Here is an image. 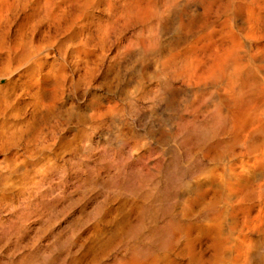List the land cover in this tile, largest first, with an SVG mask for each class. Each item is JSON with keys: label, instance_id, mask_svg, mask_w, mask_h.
<instances>
[{"label": "bare ground", "instance_id": "1", "mask_svg": "<svg viewBox=\"0 0 264 264\" xmlns=\"http://www.w3.org/2000/svg\"><path fill=\"white\" fill-rule=\"evenodd\" d=\"M50 162L95 221L0 264H264V0H0V206Z\"/></svg>", "mask_w": 264, "mask_h": 264}, {"label": "rangeland", "instance_id": "2", "mask_svg": "<svg viewBox=\"0 0 264 264\" xmlns=\"http://www.w3.org/2000/svg\"><path fill=\"white\" fill-rule=\"evenodd\" d=\"M81 144V142L79 141V145ZM53 164V166H51L52 164ZM63 163V164H62ZM62 163H53V162H50V163H48L49 164V166H48V164L43 168V169H41V172H43V174L42 173H40V171H39V173L40 174H42L43 175V177H42V175H40L39 176V174H36V172H38L37 170H39V169H36V168H38V167H32V171H33V169L35 170L34 172H32L31 173V170L29 169V175H26V177H22V178H20V180L22 181H20V184L22 185V186H20L19 187V189H18V191L17 190H13V188L12 187H9V193H10V196H12L13 197V201H11V206H13L14 204V208H12L11 206L10 207H8L10 210H11V208L13 209V210H11V212H8V211H10L8 208H6V207H2V206H0V210L2 211H0V223H7V225H5V226H8V224L10 225V226H13L14 227V229H15V227L19 230V232L20 233H18L19 234V238H21V241H22V243L24 242V241H27V242H31V243H28V244H26L27 242H24L23 243V247H24V245L26 246V247H24V249H23V251L21 250V253H24L25 251L24 250H26V252L27 253H25L26 255H28V253L31 251V250H34V249H38V248H45V249H47V250H49V247H50V250H51V248L53 247V242L55 241V237H56V234L58 233V231H62L63 232V234H62V232L60 233V237H62V238H64V237H69L70 238V242H71V244L73 243V245H71L72 247H74L75 245V243L74 242H76V241H78L79 239H80V236H82V234L81 233H83L84 231H85V229L89 226L90 227V225H92L93 224V222L95 221L94 220V218H93V216H91V214L92 213H90L89 214V212H93L94 211V208H95V203H96V201H99V200H102V194L100 195L98 192H97V195H95L96 194V191H95V193H93V191L92 190H90V189H88V190H84L83 188L81 189V187H79V181H81V179L80 178H84V176L82 177L81 176V174H80V172L78 171L79 169L81 170V168L78 166L79 164H74V163H67V162H62ZM41 164H43V163H41ZM51 164V165H50ZM55 164V165H54ZM65 164H67V165H65ZM68 164H69V167H68ZM81 164V163H80ZM62 165V166H61ZM64 165V166H63ZM74 165V166H73ZM48 166V167H47ZM61 166V167H60ZM73 166V167H72ZM49 167H50V171H49ZM55 167H57V168H55ZM65 167V168H64ZM68 167V168H67ZM78 167V169H76ZM57 171L58 169V173L59 174H61L62 173V176L61 175H59L56 171L54 172V169ZM61 168H64V170L63 169H61ZM70 168V169H69ZM52 169V170H51ZM62 170H63V172H64V174H63V172H62ZM48 171V172H47ZM68 171L70 172L71 171V176L68 174ZM76 171V172H75ZM73 172V173H72ZM34 173V174H33ZM46 173H49V174H46V177H44V175ZM55 173V175L53 176V174ZM56 174H57V176L58 177H56ZM65 174H66V176H65ZM76 174V175H75ZM80 174V175H79ZM79 175V176H78ZM32 178H31V177ZM41 178H39V177ZM52 176V177H51ZM64 176V177H63ZM62 177H63V179H62ZM80 177V178H79ZM32 179V181H34V183L31 181V180H29V179ZM36 178V180H33V179H35ZM37 178H39V179H37ZM43 178V179H42ZM48 178V179H47ZM56 178V179H55ZM61 178V179H60ZM22 179H24V180H22ZM26 179H28V180H26ZM52 179V180H51ZM54 179V180H53ZM68 181H67V180ZM75 179H76V181H75ZM78 179V180H77ZM40 180V181H39ZM43 180V181H42ZM61 180V182L59 183V181ZM66 180V182H64ZM29 181V183H30V181L33 183V188H30V189H28V185H29V183H27ZM36 181L40 184V182H41V186L40 185H37L38 183H36ZM47 181V182H46ZM63 181V182H62ZM79 183H78V182ZM27 184H26V183ZM44 182V183H43ZM25 183V184H24ZM31 184V183H30ZM63 184V185H62ZM65 184H70V185H66L65 186ZM72 184V185H71ZM24 185H26V186H24ZM45 185V186H44ZM50 185H51V187L52 188H50ZM24 186V187H23ZM34 186H37V187H34ZM40 186V187H39ZM44 186V188H42ZM48 186V187H47ZM62 186H63V188H62ZM65 186V187H64ZM78 186V187H77ZM26 187H27V189H26ZM29 187H31V185H29ZM56 188L55 190H53V188ZM57 187L60 189V191L62 192V194L64 195V196H67V198L65 197L64 199H62L64 196L61 194V192H58V193H54V192H56V191H59V189H57ZM61 187V188H60ZM77 187V188H76ZM12 188V190H10ZM22 188V189H21ZM25 188V190H27V192L26 191H24V192H21V191H23V189ZM34 188H35V190H34ZM38 188V189H37ZM40 188V189H39ZM41 188H42V190H41ZM47 188H50L49 190H50V192H48L49 190L47 189ZM68 188H69V190H68ZM15 189V188H14ZM34 191H33V190ZM36 189L38 190V191H36ZM51 189H52V191H51ZM65 189V190H64ZM72 189H73V191H72ZM75 189V190H74ZM77 189H78V191H77ZM28 190H30V191H28ZM43 190H44V192H43ZM63 190V191H62ZM12 191V192H11ZM32 191V192H31ZM35 191H36V193H35ZM71 191V192H70ZM74 191H76L75 193H73ZM80 191V192H79ZM21 194H20V193ZM37 192H40L41 194H39V196L37 195ZM69 192V193H68ZM86 192L88 193V195L86 194ZM91 192V193H90ZM13 193H15V194H13ZM23 193V194H22ZM26 193V194H25ZM30 193V194H29ZM32 193H34V195L36 194V196L34 197V195L32 194ZM44 193V194H43ZM60 193V194H59ZM70 193H73V194H70ZM80 193V194H79ZM82 193V194H81ZM17 194H19V195H17ZM27 194H28V196H27ZM31 194L33 195V197L31 196ZM50 194H51V198H50ZM56 195V196H58V199H57V197L56 196H54V195ZM67 194H69V195H71V197L70 196H68ZM75 194V195H74ZM76 194H78V195H76ZM84 194V195H83ZM99 194V195H98ZM23 197V195L25 196V197H21V196ZM31 196V198H30V196ZM42 195V196H41ZM44 195V196H43ZM94 197H92V196ZM15 196H16V198H15ZM18 196H20V197H18ZM28 198H27V197ZM47 196H48V198H47ZM56 197V198H54V197ZM61 196V197H60ZM75 196H77V198L75 197ZM84 196V197H83ZM97 196V197H96ZM41 197H43L42 198V200H41ZM76 199H75V198ZM81 197V199H79ZM89 199H88V198ZM96 197V198H95ZM19 198V199H18ZM20 198L22 199V200H20ZM25 198V199H24ZM73 199V201H72V203L71 202H68L69 200L71 201L72 199ZM86 198H87V200H86ZM99 198V199H98ZM29 199V201H27ZM40 199V200H39ZM47 199H49V201L47 200ZM65 199H66V201H65ZM68 199V200H67ZM79 199V201H77ZM93 199H95V201L93 200ZM17 200V201H16ZM18 200H20V201H18ZM24 200H26V201H24ZM47 200V201H46ZM60 200V201H59ZM62 200H64V201H62ZM83 200H85V202L83 201ZM91 200V201H90ZM21 201L23 202V204H24V206L26 207H28V209L30 210L31 209V207H32V209H31V211L32 212H34V213H32L31 214V212L29 211V210H27V209H25L24 208V206L23 207H21ZM33 201V203H31ZM39 201V202H38ZM44 201H46V203H48V204H46ZM51 201V202H50ZM58 201V202H57ZM61 201H62V205H61ZM74 201H75V203H76V205L75 206H79V207H74ZM77 201V202H76ZM83 202V203H81V202ZM87 201V202H86ZM20 204H19V203ZM26 202H27V204H26ZM29 202V203H28ZM37 202L42 206V203H43V205L44 206H42L43 208H45V207H47V208H45V209H43L42 207V209H41V211L40 212H38V210H40L39 208V204H37ZM41 202V203H40ZM80 202V203H79ZM16 203H18V204H16ZM53 205V207H52V205ZM56 203V204H55ZM60 205V207H59V205ZM70 203V204H69ZM88 203V204H87ZM13 204V205H12ZM30 204V205H29ZM32 204V205H31ZM35 204L37 205V206H35ZM50 204V205H49ZM79 204V205H78ZM39 205V206H38ZM46 205V206H45ZM48 205V206H47ZM54 205H56V208H55V206ZM68 205H70V206H68ZM72 205V206H71ZM20 208H19V207ZM49 206L51 207V208H49ZM63 206V207H62ZM80 206H83V207H80ZM2 207V208H1ZM18 209H17V208ZM26 207V208H27ZM34 207H36V208H34ZM62 207V208H61ZM74 207V210L73 209H70V208H73ZM85 207V208H84ZM87 207V208H86ZM92 209H91V208ZM6 208V209H5ZM23 208V209H22ZM59 208V209H58ZM78 208H80V209H78ZM17 209V210H16ZM37 209V210H36ZM47 209H51L50 211L49 210H47ZM57 209V210H56ZM64 209V210H63ZM87 209V210H86ZM88 209H90V210H88ZM4 210H8L7 212V214L5 215V211ZM26 210H27V213H26ZM34 210V211H33ZM62 210V211H61ZM68 210V211H67ZM80 210V212H78ZM17 211V212H16ZM20 211V212H19ZM21 211H23V212H21ZM44 211V212H43ZM45 211H47V212H45ZM59 211H61V212H59ZM86 211V212H85ZM12 212H13V214H12ZM24 212H25V214H24ZM48 212H50V213H53V214H49ZM56 212V213H55ZM63 212V213H62ZM68 212L69 214H66V213ZM1 213H2V215H1ZM4 213V214H3ZM22 213V216H26V218H28V220L27 221H25V217L24 218H22V216L20 215V214ZM31 215H30V214ZM37 213H39V214H37ZM42 213V214H41ZM45 213V214H44ZM46 213H48V214H46ZM58 213V214H57ZM79 213H81V214H79ZM84 213V214H83ZM88 213V214H87ZM94 213V212H93ZM17 214V217L15 216ZM18 214H19V216H18ZM34 214V215H33ZM36 214V215H35ZM73 214V215H72ZM38 215V216H37ZM49 216V215H52V216H50V217H47V216ZM64 215H66V216H64ZM75 215H76V217H75ZM83 215V216H82ZM5 216V217H4ZM12 216V217H11ZM13 216H15V217H13ZM28 216V217H27ZM32 217V218H29V217ZM64 216V217H63ZM22 218V219H20V218ZM39 217V218H38ZM41 217V218H40ZM69 217V218H68ZM10 218H12V219H10ZM15 218V219H14ZM18 220H17V219ZM33 218H35V219H33ZM48 218V219H47ZM49 218H51V219H49ZM75 218V219H74ZM3 219V220H2ZM5 219V220H4ZM9 219V220H8ZM78 221H77V220ZM91 219H93V220H91ZM8 220V221H7ZM12 220H15V221H13V225H11L12 223L11 222H9V221H12ZM34 221V223H33V221ZM42 220V221H41ZM44 220H47V221H49L50 220V224H48L47 223V221H44ZM73 222H72V221ZM80 220V221H79ZM82 220H83V222H82ZM17 221V222H16ZM19 221V222H18ZM22 221V222H21ZM25 221V222H24ZM28 221H30L29 223H28ZM52 221V222H51ZM63 221V222H62ZM85 221V222H84ZM39 222V223H38ZM47 224H46V223ZM54 222H56V224H55V227H53L54 226V224H52V223H54ZM90 222V223H89ZM11 223V224H10ZM16 223V224H15ZM23 223H25V224H23ZM26 223H28V224H26ZM42 223L43 224H45L46 226L48 225H52L51 227L49 226H47V227H45V225H42ZM61 223V224H60ZM22 226H21V225ZM85 224H86V226H85ZM89 224V225H88ZM37 225H39V226H41V228L39 229V226H37ZM66 225H67V227H68V229H66ZM74 225H76V226H74ZM18 226V227H17ZM27 226V227H26ZM83 226H85V227H83ZM32 227V228H31ZM38 227V232L36 231V229L35 228H37ZM53 227V228H52ZM62 227H64V228H62ZM81 227V228H80ZM21 228V229H20ZM24 228V229H23ZM50 228V229H49ZM83 228V229H82ZM23 229V230H22ZM26 229V230H25ZM31 229V230H30ZM34 229V230H33ZM44 229H45V231H44ZM47 229V230H46ZM49 229V230H48ZM52 229V230H51ZM67 230V231H65V230ZM71 229H76V230H74L75 232H74V236L73 237H71V232L73 231V230H71ZM41 230H43V231H41ZM51 230V231H50ZM64 230V231H63ZM79 230V231H78ZM82 230V231H81ZM30 231H32V232H30ZM34 231H36V233L34 232ZM46 231H47V233H46ZM56 231H57V233H56ZM77 231V232H76ZM27 232H28V234H27ZM39 232H43V234L44 235H41V233H39ZM49 232V233H48ZM31 233H33V235L31 234ZM40 235H39V234ZM55 233V234H54ZM34 234H35V236H34ZM53 234V235H52ZM39 236V237H41V238H37L36 236ZM49 235V236H48ZM61 235H63V236H61ZM52 236H53V238H52ZM35 237L37 238V239H35ZM46 237H48V238H46ZM77 237V238H76ZM31 240H30V239ZM45 238V239H44ZM4 239H5V237H3L1 234H0V241L2 242V241H4ZM27 239V240H26ZM30 241H29V240ZM43 239V240H42ZM50 239V240H49ZM53 241H52V240ZM77 239V240H76ZM40 240H41V243H40ZM50 242H49V241ZM14 240H12V243L11 242H9L10 244L8 245V248H11V246H12V249H13V244H14V242H13ZM39 241V242H38ZM44 243V247H43V243ZM47 242V243H46ZM53 244H52V243ZM33 243V244H32ZM35 244V245H34ZM28 245H30V246H28ZM31 245L33 246V247H31ZM37 245V246H36ZM46 245H48V247L46 248ZM42 246V247H41ZM22 247V248H23ZM35 247V248H34ZM25 248H27V249H25ZM29 248H32V249H29ZM44 249V250H45ZM24 254V255H25ZM26 257V256H25ZM28 257V256H27ZM40 259H41V257H39ZM38 258V259H39ZM18 259H20V260H18ZM18 259L16 258V260H17V263H18V261H19V263L20 264H31L30 263V260H29V257H28V261H25V260H27V259H25V260H23V262L21 261V256L20 257H18ZM6 260H7V258H6ZM21 261V262H20ZM25 262H27V263H25ZM10 264V263H9Z\"/></svg>", "mask_w": 264, "mask_h": 264}]
</instances>
